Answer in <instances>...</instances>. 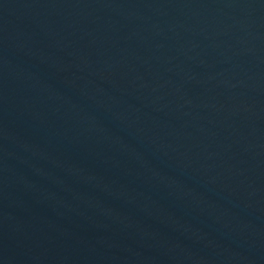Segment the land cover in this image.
<instances>
[{"label": "water", "instance_id": "1", "mask_svg": "<svg viewBox=\"0 0 264 264\" xmlns=\"http://www.w3.org/2000/svg\"><path fill=\"white\" fill-rule=\"evenodd\" d=\"M0 264H264V0H0Z\"/></svg>", "mask_w": 264, "mask_h": 264}]
</instances>
